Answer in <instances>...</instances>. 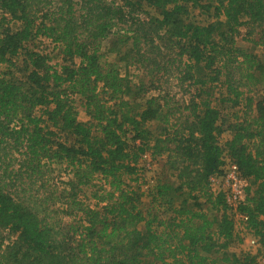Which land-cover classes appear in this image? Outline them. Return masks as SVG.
Here are the masks:
<instances>
[{
	"label": "trees",
	"instance_id": "16d2710c",
	"mask_svg": "<svg viewBox=\"0 0 264 264\" xmlns=\"http://www.w3.org/2000/svg\"><path fill=\"white\" fill-rule=\"evenodd\" d=\"M243 25L264 45V0H0V264L253 263L227 249L243 225L264 244V54L237 44ZM112 33L108 61L99 44ZM39 36L70 63L27 46ZM218 83L231 114L212 105ZM146 153L162 159L156 211L127 182ZM225 156L249 181L245 220L211 186ZM53 165L68 172L60 190Z\"/></svg>",
	"mask_w": 264,
	"mask_h": 264
},
{
	"label": "rangeland",
	"instance_id": "374dc122",
	"mask_svg": "<svg viewBox=\"0 0 264 264\" xmlns=\"http://www.w3.org/2000/svg\"><path fill=\"white\" fill-rule=\"evenodd\" d=\"M146 14H155L157 11L154 9L148 7L146 8ZM189 17L194 20L197 23H206L208 21V17L206 14L199 10H191L189 13ZM145 15H142V17H145ZM18 22L13 21L12 25H17ZM251 28L249 25H243L239 28V32L237 33L235 39L239 46L247 48L251 52H255L258 55L264 54V45H254V40H258L262 37V31L260 28H256V30L253 33H250L249 31ZM27 46L29 48H33L43 54H47L49 56V63L52 64L55 68L61 69V66L70 63L69 58L66 57L63 53V48L61 45H58L56 42H54L51 38L39 36L36 39L30 41ZM116 47H120V43L117 39V37L112 33L107 38L103 39L99 44V52L103 53L104 59H107L108 61H114L117 55V52L115 50ZM79 58L75 57L74 61L75 63L79 62ZM5 66H2L1 69H4ZM126 72L125 70H123ZM129 73L133 75L134 80L139 82V78L145 76V70H142L137 67H130ZM170 75V73H167ZM149 77L146 78L147 85L150 83V80H148ZM162 81L164 82V79L162 78ZM157 83V82H155ZM175 83V81H174ZM173 82L164 83L165 88H169V91H171L173 94L176 91H179L178 88L174 85ZM157 91H151L149 94H156ZM222 93H225V88L220 86V84H214L212 86V105L218 106L223 113H229L231 114L232 108L229 107L231 104H221L220 99ZM248 94H256L254 91L250 92ZM104 97L107 99V96L104 95ZM147 97V96H145ZM184 97L185 101L189 99V95L184 96L182 93H179L176 98L178 100H183ZM71 99L73 100V104L76 106L78 110V118L82 121H87L89 119V116L85 112V107L82 105V100L76 95H71ZM184 101V100H183ZM237 110L236 108H233ZM41 111H38L40 113ZM45 124L50 123L48 121L44 122ZM132 135H129L131 137ZM229 136V133H224L220 137V141L223 143L226 141L227 137ZM62 139V140H61ZM65 138V133H62V137L58 140L63 141ZM133 143V142H132ZM161 165H162V159L158 156H151L150 154L146 153L141 156L139 159L137 166H138V172L137 174H134L132 176H127V182H131L133 189H140L141 191H144V196H142L143 201V207L146 209H151L152 211H156L157 207L155 206L154 209V203H151L150 199L151 196L148 195L151 187L156 183V179L160 176L161 172ZM53 168H55V171H51L49 174V178H51L49 184L53 187H56L60 190V188L63 187L64 181H66L69 176L67 171H63L59 169L57 165H53ZM135 177L138 178V180L130 181V179H135ZM249 184V181H248ZM217 188V186H215ZM161 210H163V207H160ZM163 215V214H160ZM143 227V224H142ZM239 236L236 238L234 237L227 247L228 251L231 253H235L238 256L243 257L246 254H252L256 256V260L253 263L250 264H264V244L260 243L257 246H253L250 242V237L248 233H245V231H241L238 233Z\"/></svg>",
	"mask_w": 264,
	"mask_h": 264
},
{
	"label": "built area",
	"instance_id": "2783aa9c",
	"mask_svg": "<svg viewBox=\"0 0 264 264\" xmlns=\"http://www.w3.org/2000/svg\"><path fill=\"white\" fill-rule=\"evenodd\" d=\"M211 186L215 192H221L224 194L225 200L228 204L229 212L236 218L244 220L247 216L239 211L240 205L245 202L247 197L248 179L243 176L237 163L229 156L224 157L221 171L211 177ZM217 186V188L215 187ZM249 234L250 242L253 246H257L261 243L259 237L251 228H247L244 225L241 231Z\"/></svg>",
	"mask_w": 264,
	"mask_h": 264
},
{
	"label": "crops",
	"instance_id": "0c3cea01",
	"mask_svg": "<svg viewBox=\"0 0 264 264\" xmlns=\"http://www.w3.org/2000/svg\"><path fill=\"white\" fill-rule=\"evenodd\" d=\"M228 137H229V136H228ZM228 137H227V138H228Z\"/></svg>",
	"mask_w": 264,
	"mask_h": 264
}]
</instances>
